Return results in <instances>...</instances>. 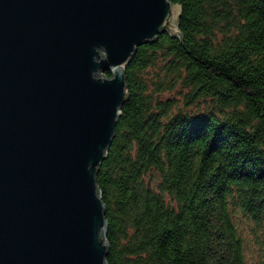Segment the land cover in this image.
<instances>
[{
    "label": "trees",
    "instance_id": "obj_1",
    "mask_svg": "<svg viewBox=\"0 0 264 264\" xmlns=\"http://www.w3.org/2000/svg\"><path fill=\"white\" fill-rule=\"evenodd\" d=\"M169 1L179 37L137 47L96 174L105 261L246 264L241 215L264 253V0Z\"/></svg>",
    "mask_w": 264,
    "mask_h": 264
},
{
    "label": "water",
    "instance_id": "obj_2",
    "mask_svg": "<svg viewBox=\"0 0 264 264\" xmlns=\"http://www.w3.org/2000/svg\"><path fill=\"white\" fill-rule=\"evenodd\" d=\"M169 0H0V264H106L96 174ZM104 73H109L107 77Z\"/></svg>",
    "mask_w": 264,
    "mask_h": 264
},
{
    "label": "rangeland",
    "instance_id": "obj_3",
    "mask_svg": "<svg viewBox=\"0 0 264 264\" xmlns=\"http://www.w3.org/2000/svg\"><path fill=\"white\" fill-rule=\"evenodd\" d=\"M149 76L153 77L155 71L153 69L147 70ZM177 91H172L163 94V98L171 97L173 100L177 101ZM239 234L243 241L244 246V255L246 264H264V253H262V241L257 239L256 234L252 228V223L247 217L242 215L238 218L237 221ZM260 237V236H259Z\"/></svg>",
    "mask_w": 264,
    "mask_h": 264
}]
</instances>
